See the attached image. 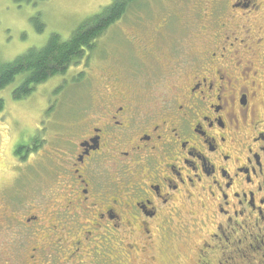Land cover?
<instances>
[{
  "label": "flooded vegetation",
  "instance_id": "obj_1",
  "mask_svg": "<svg viewBox=\"0 0 264 264\" xmlns=\"http://www.w3.org/2000/svg\"><path fill=\"white\" fill-rule=\"evenodd\" d=\"M260 5L200 0L183 38L169 40L165 17L120 35L127 52L102 57L93 76L75 73L71 84L94 87L55 155L59 209L7 221L54 239L31 260L68 243L74 258L98 235L127 264H264V40L245 17Z\"/></svg>",
  "mask_w": 264,
  "mask_h": 264
},
{
  "label": "rangeland",
  "instance_id": "obj_2",
  "mask_svg": "<svg viewBox=\"0 0 264 264\" xmlns=\"http://www.w3.org/2000/svg\"><path fill=\"white\" fill-rule=\"evenodd\" d=\"M257 2L262 3L258 13L245 17L254 21L252 34L257 36L255 38L263 36L264 40V0ZM110 3L111 0H0V60L9 63L30 49L42 48L53 34L63 41L68 40L82 23L100 14ZM135 3L121 21L92 42L87 51L89 63L86 62L84 67L77 61L71 63L64 75L38 84L27 97L17 101L12 94L23 83L24 75L16 76L0 91V100L4 103L0 112V202L3 199L0 203V264H40L43 260L49 261L46 264H78V255L84 256L81 258L84 264H92V261L95 264H127L133 260L122 256L121 250L119 253L115 251L118 248L115 241L107 238L103 241L107 236L99 238L98 235L94 237V245L80 243L79 253L74 258L67 259L68 253L74 250L73 244L68 243L61 254L56 252V246L52 249L53 253L56 252L54 255L43 257L45 253L37 251L35 259L31 260L34 246L47 248L50 242H55L54 239L48 238L43 244V231L41 236L34 233L32 237L31 230L24 224H8L7 221L12 216L19 219L36 215L43 219L45 213L52 217L59 209V204L52 202L58 199L52 194L58 171L55 155L57 149L68 146V141L72 140L69 139L70 120L82 106L81 98L94 87L86 78L76 86L72 85L75 73L85 69V74L93 76L102 57L112 61L117 53L127 52L120 35L130 30H148L165 17L168 19L166 34L169 40L183 38L180 22L188 21L183 13L196 10L200 0H140ZM36 16H39L38 23L43 25L41 32L37 31V23H33ZM211 34L207 32L209 38ZM64 83L61 93L55 94V89ZM19 149L20 154H16ZM67 222L70 229L73 225ZM80 229L81 233L85 230L81 225L78 232ZM68 238L77 241L81 234L66 235L61 241ZM91 248H94L93 254L87 257Z\"/></svg>",
  "mask_w": 264,
  "mask_h": 264
},
{
  "label": "trees",
  "instance_id": "obj_3",
  "mask_svg": "<svg viewBox=\"0 0 264 264\" xmlns=\"http://www.w3.org/2000/svg\"><path fill=\"white\" fill-rule=\"evenodd\" d=\"M138 1L140 0H111L110 5L100 14L91 17L73 31L68 40L63 41L60 36L53 34L42 48L30 49L9 63L0 60V91L12 83L16 76L24 75L23 83L12 94L13 99L17 101L27 97L38 84L64 75L71 63L82 59L84 49H91L92 42L102 36L106 29L118 18L123 17ZM38 21L39 16H36L33 23L39 24ZM37 24V31L41 32L43 25ZM76 83L73 82L74 85ZM65 84L55 89V94L61 93ZM3 109L4 103L0 100V112ZM20 152L19 149L16 154Z\"/></svg>",
  "mask_w": 264,
  "mask_h": 264
}]
</instances>
